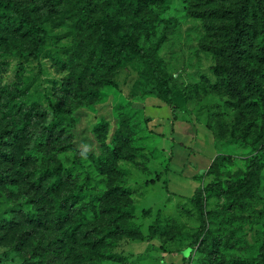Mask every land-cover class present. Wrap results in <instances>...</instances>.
Wrapping results in <instances>:
<instances>
[{"label":"rangeland","instance_id":"obj_1","mask_svg":"<svg viewBox=\"0 0 264 264\" xmlns=\"http://www.w3.org/2000/svg\"><path fill=\"white\" fill-rule=\"evenodd\" d=\"M23 1L47 36L40 61H36L24 56L34 46L25 27L12 24L0 30V135L4 145L21 146L22 152L36 145L34 139L6 138L10 130L19 129L18 119L3 116L6 104L26 107L37 103L48 112V122L55 108L69 110L72 140L83 151L81 157L74 150L58 151V145H39L35 165L27 171L37 173L61 165L69 180L58 195L83 188L76 209L92 223L106 221L101 207L109 203L107 192L123 179L122 186L131 191L135 208L131 221L145 234L157 216L162 223L154 240L110 239L108 252L122 254L125 262L104 260L102 264H253L249 261L264 241V215L260 214L264 208V46L257 45L264 27V0H252L250 5L252 11L255 7L250 22L258 28V35L243 58L255 83L238 74L239 93H232L225 77L211 69L228 64L222 25L233 21L215 11L230 1L153 2L144 6V23L137 27L138 17L132 9L124 7L116 13L118 0H98L101 5L96 17L110 24L116 39H121L124 30L134 33L145 47L163 38L156 61L179 107L174 122L182 132L177 136L170 133L172 108L160 102L157 83L140 60L120 64L118 57H103L98 52L90 60L88 40L93 30L80 12L85 0ZM104 78L113 84H103ZM206 132L215 144H208ZM173 142L192 146L195 154L210 148L216 172L192 176L195 188L180 171H172L174 176L168 175L173 187L179 185L182 190L184 186L189 191L176 189L179 195L168 192L163 181L146 183L157 172L166 173L174 156ZM99 157L105 162V172L97 166ZM254 158L259 162L247 187L237 194L230 190V195L215 189L206 196L208 230L195 243L202 228L196 190L227 179L242 181ZM15 167L0 162V168L9 174ZM12 179L8 183L0 178V264H48L51 255L35 257L28 247L33 243L30 237L35 241L52 237L28 222L30 216L47 210V204L38 210L41 197L30 185L32 177L25 181L15 174ZM45 186L51 188L52 180ZM188 249L190 256L185 258Z\"/></svg>","mask_w":264,"mask_h":264},{"label":"trees","instance_id":"obj_2","mask_svg":"<svg viewBox=\"0 0 264 264\" xmlns=\"http://www.w3.org/2000/svg\"><path fill=\"white\" fill-rule=\"evenodd\" d=\"M51 2V0H46ZM224 1V0H213ZM229 4L221 3L215 13L219 17L227 18L233 21L230 25L225 23L222 25V30L225 35L223 50L226 53L228 60L227 65H216L211 67L219 76H224L226 85L232 93H239L238 74H244L249 81H253V74L243 65L244 53L248 46L255 42L258 35V28L250 22V16L254 14L250 7L252 0H228ZM118 10H123L129 7L137 14V27L144 23L142 12L144 6L153 2L163 4L165 0H118ZM101 5L98 0H85V3L80 7L81 14L87 23L88 28L93 30L92 38L88 40V45L91 47L90 60L93 59L95 53L101 56L112 54L119 58L120 64H125L129 60L137 59L145 65L146 73L156 81V90L158 97L167 103L173 111L174 120L178 119V105L175 102L173 91L157 65V52L163 42V38L156 41L149 47L143 46L134 33L124 30L121 39H116L111 34L110 24L96 17V13ZM14 24L16 28L25 27L26 30L33 36V49L24 53L25 57H32L36 61H40V56L43 52L46 42L47 31L43 26L32 18L29 13L28 3L23 0H0V30L8 28ZM260 38L257 41L258 46H264V27L260 33ZM103 84H113L108 78L103 79ZM115 85V84H114ZM70 93V92H69ZM7 111L3 116L8 119L17 120L19 122L18 131L12 129L9 131L6 138L8 140H16L19 138L34 139L35 147L24 149V152L17 146H9L10 143L4 145V136L0 135V162L14 163L16 170L13 169L11 174L6 173L0 168V178L6 182H12L13 176H22L25 181L31 179V187L38 192L40 198L39 209L47 204V210L43 213L30 216V224L37 226L38 229L48 231L50 238H41L33 241L29 245V251L34 256L44 257L51 255L53 260L48 264H102L104 260H116L125 262V257L118 252H108L109 240L120 239L122 236L136 237L141 240H154L161 228V220L157 218L148 226V233L145 234L139 226L131 221L135 217V208L132 205L131 191L124 188V180H120L121 185H111L107 192L109 203L102 205L101 214L106 217L104 223L90 222L83 211L77 212V204L83 193V188L74 189L71 193L65 194L62 197L58 195V191L62 185L65 186L68 179L62 171V166L46 167L40 169L37 173L27 171L28 168L34 166L36 155H38L37 147L43 144L58 145V151L74 150L77 158H80L83 151L76 148L72 140L73 121L68 114L69 110L62 107L54 109L52 119L48 122L49 114L35 103L30 106L6 104ZM39 128H38V127ZM42 126V127H40ZM38 129H37V128ZM35 129V133L30 130ZM27 133L29 134L27 136ZM72 133V134H71ZM21 136V137H20ZM216 139V138H215ZM45 142V143H44ZM14 150H13V149ZM20 154V155H19ZM259 159H252V163L244 172V179L241 180H225L217 181L204 185L196 190L194 199L201 219L202 228L196 234L194 242L197 243L199 237L208 230V212L205 207V198L215 189H219L222 193L228 195L230 190L235 194L241 189L247 187L253 181V169L258 164ZM98 168L105 172V167L102 158L96 160ZM167 166L166 171H168ZM15 172V173H14ZM214 163L200 176H208L215 174ZM163 177V173H157L154 177L147 180V185L155 184ZM3 178V179H2ZM52 180L51 188H46L45 182ZM69 180V179H68ZM45 181V182H44ZM70 182V181H68ZM167 184V180L164 181ZM225 186H228L226 188ZM70 188V185H67ZM168 190V189H167ZM169 192V191H168ZM230 195V194H229ZM52 207V210H51ZM160 211H158V214ZM264 215V208L260 211ZM29 218V217H27ZM25 244V243H24ZM185 258H188L185 256ZM253 264H264V241L257 256L249 261ZM244 264V263H240Z\"/></svg>","mask_w":264,"mask_h":264},{"label":"crops","instance_id":"obj_3","mask_svg":"<svg viewBox=\"0 0 264 264\" xmlns=\"http://www.w3.org/2000/svg\"><path fill=\"white\" fill-rule=\"evenodd\" d=\"M162 104H164L163 101H160ZM159 103V104H161ZM164 106V105H163ZM176 120L173 119L172 121H169L170 124V133L174 134L175 136L180 134V131H178L176 129L175 123L174 122ZM184 128H182L183 130ZM182 132V131H181ZM172 134H169L170 139H173ZM205 137L208 140V144L210 142H212V144H215V140L214 138L211 140V136L206 132ZM182 143H176L173 142L170 147L173 150L174 156H173V160H171L170 164H169V171L164 174L163 178L160 181H165L167 180V184L164 182V184L166 185V189H168L169 192L174 193L179 195V193H177L175 190L177 189L178 191H181L183 193L189 192L186 188L184 189V186L182 187V190H179L178 187H180L179 185L174 186L173 187V179H169V175L171 174V177L174 176V174L172 173V171L178 172L180 171V175L182 178L188 179L193 181L194 183V187L196 188L197 185L195 184V179H192V176L196 175V174H200L203 171H206L214 157H212L211 152L212 150L210 148L206 149L205 152L201 153V154H195L194 150L192 148V146H186V145H181ZM214 156V155H213ZM157 173H163L162 172H157ZM185 190V191H184ZM151 224V223H150Z\"/></svg>","mask_w":264,"mask_h":264},{"label":"water","instance_id":"obj_4","mask_svg":"<svg viewBox=\"0 0 264 264\" xmlns=\"http://www.w3.org/2000/svg\"><path fill=\"white\" fill-rule=\"evenodd\" d=\"M190 252H191V250L188 249V250H186V251L184 252V255H185L186 257H189V256H190Z\"/></svg>","mask_w":264,"mask_h":264}]
</instances>
